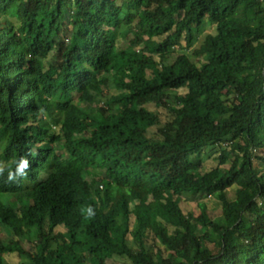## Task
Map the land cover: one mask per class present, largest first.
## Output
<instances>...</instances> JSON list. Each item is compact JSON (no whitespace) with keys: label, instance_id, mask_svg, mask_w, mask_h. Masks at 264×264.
<instances>
[{"label":"trees","instance_id":"1","mask_svg":"<svg viewBox=\"0 0 264 264\" xmlns=\"http://www.w3.org/2000/svg\"><path fill=\"white\" fill-rule=\"evenodd\" d=\"M204 20L215 32L194 51L202 60L174 56ZM119 37L141 48L118 50ZM112 84L103 106L73 103L75 91L87 104ZM155 100L169 119L151 132L136 111ZM55 111L58 133L47 122ZM0 141V195L10 197L0 225L33 246L0 242V264L4 253L28 264H264V171L254 163L264 157L253 155L264 150V0H0ZM217 144L240 152L222 168L224 149L200 173ZM188 194L215 198L221 214L183 213Z\"/></svg>","mask_w":264,"mask_h":264},{"label":"rangeland","instance_id":"2","mask_svg":"<svg viewBox=\"0 0 264 264\" xmlns=\"http://www.w3.org/2000/svg\"><path fill=\"white\" fill-rule=\"evenodd\" d=\"M123 2L124 0H118V2ZM124 29V27H122ZM122 29V30H123ZM66 26H63V34L66 33ZM215 32V26L211 25L207 20H204L201 26L197 31H194V41L192 45L186 47L184 46L182 49H176L174 52V56L178 55H186L188 58H190L191 61L198 64L199 61H201V57H196L194 55V51L197 50L201 44L203 43L205 37L209 34H214ZM136 49L139 50L141 47H132L129 44V38H121L119 37L117 49ZM52 55H50L49 60L52 59ZM92 84H96L97 78H93L90 80ZM186 92V89H181L178 91V93L183 94ZM118 91L112 84L111 86L107 87L103 90L102 94H95L93 102L91 103H79L78 97L80 93L78 91H75L73 93V103L75 105H81V106H87L89 108H97L100 106H103L111 95L117 94ZM168 103L172 104L174 103L173 94L168 95ZM141 116L147 118L152 123L151 132H154L158 127L162 125L163 122L169 119V113H167L163 106L159 104L157 100L154 102L147 104L143 107H140L137 109V111ZM57 112H54V119H47V122L51 125L55 133H58V123L62 120V114L57 116ZM31 123H34L31 121ZM35 124V123H34ZM4 142L0 141V153L3 149ZM229 145L224 144H217V145H210L207 148H205L203 154H202V165L200 167V173H204L209 171L210 169H213L218 166V157L220 156V153L223 152L224 149L230 150L231 155L229 156V162L222 166V168H227L230 166V162L233 160L234 156L236 154H239L240 146L238 145V151H232ZM253 155L257 156H263L264 157V150L254 151ZM257 168L262 169L264 171V165L260 161H254ZM3 163L0 161V168L2 167ZM101 172L96 170V174L93 175V178L91 176L88 177L89 180H92L91 182L95 183L96 179L100 178ZM92 178V179H91ZM107 184V181H103ZM108 185V184H107ZM105 186V185H104ZM236 190L237 187L233 186L226 191V195L228 199L233 200L236 196ZM0 200H3L6 204L9 203L10 197L8 195H0ZM180 208L185 214H192L194 216H197L201 212V207L206 208V212L208 214L209 218H216L221 214V203L218 202L213 197H198L192 194H188L187 196L183 198H178ZM137 203L141 204L143 208L150 209L154 206V202L151 199V197L142 196L139 200L136 201ZM132 208V207H131ZM133 216L131 217V227L133 224ZM130 227V228H131ZM172 228V227H171ZM227 240L230 243H236L237 240L234 238L231 234L227 235ZM0 242L3 244H9L12 243L13 246L18 247L19 245H22L26 249H33V246L30 244L29 240L26 238L18 239L14 235L8 233L1 225H0ZM127 245L134 249L136 248V243L134 239L129 236L126 240ZM157 246L161 248L163 251V255L167 258H172L173 254L169 253L164 249L163 246L158 244L156 242ZM207 247H211L209 244H207ZM5 264H28V259L24 256H18L17 253H4L3 254ZM106 264H130V262L125 257H119V256H113L110 259L106 261Z\"/></svg>","mask_w":264,"mask_h":264},{"label":"clouds","instance_id":"3","mask_svg":"<svg viewBox=\"0 0 264 264\" xmlns=\"http://www.w3.org/2000/svg\"><path fill=\"white\" fill-rule=\"evenodd\" d=\"M28 167L27 161H23L21 166L16 170L15 173H9V180L10 181H15L17 179L18 175H23L24 174V169ZM93 215L92 210L89 209V217ZM86 217V218H89Z\"/></svg>","mask_w":264,"mask_h":264},{"label":"built area","instance_id":"4","mask_svg":"<svg viewBox=\"0 0 264 264\" xmlns=\"http://www.w3.org/2000/svg\"><path fill=\"white\" fill-rule=\"evenodd\" d=\"M100 189H102V187L100 186Z\"/></svg>","mask_w":264,"mask_h":264}]
</instances>
